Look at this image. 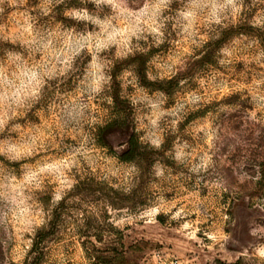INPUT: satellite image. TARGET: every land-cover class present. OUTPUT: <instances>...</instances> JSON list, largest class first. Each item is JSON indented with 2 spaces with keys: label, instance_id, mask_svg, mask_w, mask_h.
I'll use <instances>...</instances> for the list:
<instances>
[{
  "label": "clouds",
  "instance_id": "9594fccd",
  "mask_svg": "<svg viewBox=\"0 0 264 264\" xmlns=\"http://www.w3.org/2000/svg\"><path fill=\"white\" fill-rule=\"evenodd\" d=\"M245 27L250 31H240ZM226 32L232 33L228 39H224ZM174 44L184 46L192 63L211 51L215 61L211 77L203 78V87L199 83L185 91L171 107H162L163 100L151 102L150 113L139 118L136 129H151L141 142L146 139L152 148H162L166 140L160 121L164 117L172 118L170 133L180 140V125L190 128L194 121L189 116L213 100L223 101L225 94L228 100L222 107L243 102L250 121L264 127V0H0V252H14L25 237L46 230L55 210L65 204L81 205L74 212L75 220L85 226V235L96 236L98 247L92 255L83 244L79 250L73 246L61 251L54 258L58 264H75L77 251L82 264H96V253L107 254V249L119 246L117 233L154 226L161 215L171 214L174 219L177 212L188 214L184 206L174 212L169 203L171 167L157 161L145 173L135 159H122L127 144L111 149L104 145L101 153L95 138L85 131L96 124L92 101L112 102L104 93L111 91L117 61L135 58L137 53L146 55L164 45L171 49ZM149 63L162 70L157 75L146 73L155 82L187 71L189 61L157 55ZM237 69L245 79L231 87L235 83L228 74ZM217 78L219 82L210 87ZM117 79L122 88L131 84L136 89L134 103L146 97L132 71H124ZM64 84L74 87L64 92L60 90ZM157 96L165 94L158 92ZM42 105L56 115L58 131L43 125L39 117L29 119ZM66 128H70L67 140L63 138ZM198 132L205 143L215 136L207 124ZM57 135L60 141L54 146ZM196 140L191 135L182 143L173 141L172 159L177 167L186 161L191 164ZM212 163L213 157L204 152L190 171L207 172ZM85 172L130 203L121 223L105 215V200L82 202L75 194ZM205 185L219 187L216 182L205 181ZM43 196L48 197L47 207ZM244 203L252 215L247 223L248 241L238 247L236 259L243 264H264V193H250ZM148 209L153 214L142 215ZM79 231L74 223L72 233ZM230 238V233L222 237L224 241ZM28 251L26 246L24 257Z\"/></svg>",
  "mask_w": 264,
  "mask_h": 264
},
{
  "label": "rangeland",
  "instance_id": "374dc122",
  "mask_svg": "<svg viewBox=\"0 0 264 264\" xmlns=\"http://www.w3.org/2000/svg\"><path fill=\"white\" fill-rule=\"evenodd\" d=\"M240 31H250L241 28ZM231 32L224 34V39L231 36ZM145 48L148 44L143 45ZM217 45H213L216 47ZM182 45L174 44L171 49L164 45L160 49L152 48L145 54L137 53L135 58L129 57L123 62H116L113 73L111 91H106L104 97L110 96L112 102L107 99L96 98L91 103V113L96 118L93 127H86L85 131L95 138L96 146L103 153V146H120L127 144L128 151L122 159L133 160L148 172L151 165L159 161L166 167H171V183L167 190L171 195L169 203L174 212L184 206L188 214L177 212V217L171 219L169 216H159L160 223L149 226L143 225L130 228L123 233H117L119 246L107 249V254L96 253V264H243L237 260L238 247L246 244L247 223L251 213L247 211L244 200L250 193H264V127L253 124L243 102L233 103L231 106L222 107L228 100L225 94L223 101L213 102L201 108V111L194 112L189 120L194 121L190 128L185 124L180 125V140L170 133L169 125L171 117H164L160 121L163 135L166 142L160 150L152 148L148 140L141 142V137H146L151 129L140 127V117L150 113V103L163 100L162 107H171L176 103L177 98L183 96L185 91L196 88L200 83L204 86L205 77L210 78V69H213L215 61H212V53L192 63V58L186 57ZM159 55L167 58L188 59L187 71L180 70L171 80L168 78L159 79L155 82L149 81L146 73L157 75L161 69H157L149 61ZM179 68V65H177ZM124 71H132L138 76L139 85L146 90V97L133 102V94L136 89L131 84L126 88L121 87L120 77ZM230 84L244 82V73L237 69L232 74ZM194 77H197L194 79ZM217 78L210 87H215L219 82ZM181 81H186L183 85ZM74 85L64 84L61 91L67 90ZM204 91V88H201ZM209 92L211 89L209 88ZM163 92L165 96L158 97L157 93ZM227 92V89H225ZM59 95V91L57 92ZM85 102L87 99L85 98ZM39 117L41 123L47 127L53 126L56 129V115L48 113L43 108L34 112L29 119L35 120ZM147 123V120L144 121ZM209 125L215 136L211 142L205 143L203 134L199 133V127ZM70 128L63 131V138L68 139ZM74 134V133H73ZM196 135L197 140L193 143L196 149V156L191 164L187 161L185 165L177 167L172 159L175 154L173 141L182 143L184 139ZM57 139V140H56ZM53 138V145L57 146L60 136ZM190 150V149H189ZM204 152H209L213 157L212 166L207 172L190 171L200 163V157ZM259 176V180L257 177ZM81 183L75 191L82 202H92L103 199L106 201L105 215L111 222L121 223L122 217L128 212L131 206L129 202L121 199L120 195L109 190L106 186L98 184L94 176L85 172L79 177ZM209 183L216 182L219 187H208ZM44 204L47 207L48 197L43 196ZM196 206L193 212L191 209ZM81 205L65 204L57 208L50 226L34 237H25L23 243L14 252H0V264H58L54 258L61 251H67L73 246L79 250L83 247L92 255L98 247L95 235H85V226L82 222L75 220L74 212L79 210ZM181 209V212L184 210ZM143 209L133 208V211ZM152 209L142 212L144 216H151ZM225 216H228L225 219ZM235 221V226L233 222ZM78 224L80 231L72 233V225ZM92 231H95L93 229ZM225 233H230L228 241L222 239ZM104 239H108L105 233ZM239 241V245L237 244ZM224 245V248L221 245ZM26 246L30 247L27 257L23 253ZM35 251V252H34ZM7 257V258H6ZM75 264H82L83 257L77 251Z\"/></svg>",
  "mask_w": 264,
  "mask_h": 264
},
{
  "label": "built area",
  "instance_id": "2783aa9c",
  "mask_svg": "<svg viewBox=\"0 0 264 264\" xmlns=\"http://www.w3.org/2000/svg\"><path fill=\"white\" fill-rule=\"evenodd\" d=\"M169 264H178L177 262H171V263H169Z\"/></svg>",
  "mask_w": 264,
  "mask_h": 264
},
{
  "label": "trees",
  "instance_id": "16d2710c",
  "mask_svg": "<svg viewBox=\"0 0 264 264\" xmlns=\"http://www.w3.org/2000/svg\"><path fill=\"white\" fill-rule=\"evenodd\" d=\"M35 252V251H34Z\"/></svg>",
  "mask_w": 264,
  "mask_h": 264
}]
</instances>
